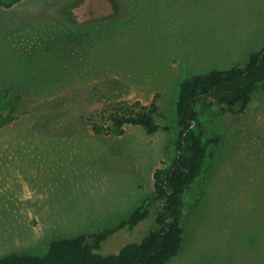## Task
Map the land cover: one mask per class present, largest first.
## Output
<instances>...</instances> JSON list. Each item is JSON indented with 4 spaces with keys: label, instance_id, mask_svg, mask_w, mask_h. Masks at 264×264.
<instances>
[{
    "label": "rangeland",
    "instance_id": "obj_1",
    "mask_svg": "<svg viewBox=\"0 0 264 264\" xmlns=\"http://www.w3.org/2000/svg\"><path fill=\"white\" fill-rule=\"evenodd\" d=\"M104 1L0 6V111L15 106L12 121L0 123V256L43 254L53 240L130 216L177 152L185 78L245 66L264 47V0H106L108 9L90 15ZM68 94L74 112L156 100L161 128L41 126L31 107ZM203 107L214 141L187 191L185 248L168 264H264V85L244 111L210 98ZM156 216L118 230L101 252L143 239Z\"/></svg>",
    "mask_w": 264,
    "mask_h": 264
},
{
    "label": "trees",
    "instance_id": "obj_2",
    "mask_svg": "<svg viewBox=\"0 0 264 264\" xmlns=\"http://www.w3.org/2000/svg\"><path fill=\"white\" fill-rule=\"evenodd\" d=\"M17 1L20 0H0V6H11ZM262 85L264 47L254 51L245 66L214 68L185 78L177 101L176 126L180 130L177 152L169 165L155 170L152 196L117 226L53 240L43 254L0 256V264H168L185 248L187 191L204 171L214 141L208 135L203 116L205 101L210 98L244 111ZM75 99L74 94L44 98L30 110L39 113L41 126L49 130L65 124L87 125L97 134H122L128 125H140L149 133L161 128L157 120L160 107L156 100L145 104L140 100L123 99L93 112L67 110L68 104ZM14 112V105L8 113L0 111V123L12 121ZM152 212L157 215V227L143 239L128 242L117 252H101L108 237L124 228L133 230Z\"/></svg>",
    "mask_w": 264,
    "mask_h": 264
},
{
    "label": "flooded vegetation",
    "instance_id": "obj_3",
    "mask_svg": "<svg viewBox=\"0 0 264 264\" xmlns=\"http://www.w3.org/2000/svg\"><path fill=\"white\" fill-rule=\"evenodd\" d=\"M109 4H110V3L107 4V2H106V0H105V1H104V4H103L104 7H103V6H102V7H100V6H99V7L95 6V8L92 7V9H91L90 12H89L90 15H93V16H94L97 12H99V10L103 12L104 9H108V8H109V6H110ZM102 12H100V13H102Z\"/></svg>",
    "mask_w": 264,
    "mask_h": 264
}]
</instances>
